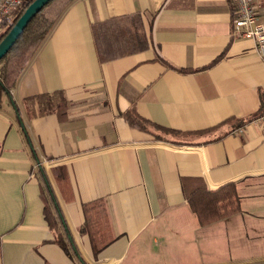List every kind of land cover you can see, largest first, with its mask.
Returning a JSON list of instances; mask_svg holds the SVG:
<instances>
[{
    "label": "crops",
    "instance_id": "1",
    "mask_svg": "<svg viewBox=\"0 0 264 264\" xmlns=\"http://www.w3.org/2000/svg\"><path fill=\"white\" fill-rule=\"evenodd\" d=\"M259 10L264 24V0ZM135 14L148 48L101 61L94 25ZM236 15L233 0L68 7L12 91L22 122L8 97L0 107V264H80L53 243L46 205L87 264L264 262V127L233 133L264 111V58L251 39H233ZM59 91L67 119L30 116L24 99ZM131 111L194 135L157 140L129 124ZM228 184L241 212L202 226L188 196ZM98 201L105 207H90L101 215L98 231L88 222L90 236L85 206ZM95 236L109 243L98 255Z\"/></svg>",
    "mask_w": 264,
    "mask_h": 264
},
{
    "label": "trees",
    "instance_id": "2",
    "mask_svg": "<svg viewBox=\"0 0 264 264\" xmlns=\"http://www.w3.org/2000/svg\"><path fill=\"white\" fill-rule=\"evenodd\" d=\"M35 0H27L24 9L19 17L10 25L7 22L2 23L4 28L0 34V44L15 26L19 18L24 14L25 10ZM76 0H52L47 4L40 13H38L28 24L22 35L18 38L14 46L9 50L7 55L0 61V107L3 97L6 96L13 105L18 119L22 122L20 110L13 100L12 91L16 87L20 77L26 70L28 65L33 61L42 44L47 40L58 21L68 9V7ZM8 25V26H7ZM94 36L97 44L98 53L101 61L107 62L138 52H142L148 48V41L143 32L142 19L140 14L128 17L113 19L104 23H96L94 25ZM30 116L33 118L44 117L48 115H57L59 119L64 120L68 117L69 102L63 91L54 93H43L24 99ZM264 111L257 115L263 114ZM256 115V116H257ZM125 118L133 128L146 131L155 136V139L162 141H171L176 145L182 144V139L194 134L180 133L171 129H165L143 120L135 111L125 114ZM245 122H240L235 128L242 127ZM27 141L31 145V140L25 127H22ZM234 128V129H235ZM206 132L197 133L204 135ZM196 135V134H195ZM170 138V139H169ZM57 170H54V173ZM64 173V168H60ZM42 177L46 188L51 193V188L47 180L46 174L41 170ZM51 195V194H50ZM188 202L193 212L199 218L202 226L211 225L223 219L229 218L241 212L240 198L234 184H228L221 187L217 191H208L207 189H198L188 196ZM103 201L95 204L86 205L85 213L87 216V224L83 227V232L92 231L89 225L94 226L98 231L99 212L91 213V208L105 207ZM104 213V211L102 212ZM58 217H55L51 211L50 205H46L45 217L56 238L53 243L59 245L69 256L76 258L80 264H87L76 249L71 235L65 225L64 220L58 211ZM96 218V222L93 221ZM101 219V215H100ZM89 222V225H88ZM93 249L95 255L108 246V244L99 246L98 237H93ZM264 264V262L253 263Z\"/></svg>",
    "mask_w": 264,
    "mask_h": 264
},
{
    "label": "built area",
    "instance_id": "3",
    "mask_svg": "<svg viewBox=\"0 0 264 264\" xmlns=\"http://www.w3.org/2000/svg\"><path fill=\"white\" fill-rule=\"evenodd\" d=\"M26 2L27 0H0V19L10 25L19 17ZM233 2L237 8V15L232 24L233 39H251L255 43L259 57L264 58V24L260 20V0H233ZM249 124L264 127V113L249 119L233 133H241Z\"/></svg>",
    "mask_w": 264,
    "mask_h": 264
},
{
    "label": "water",
    "instance_id": "4",
    "mask_svg": "<svg viewBox=\"0 0 264 264\" xmlns=\"http://www.w3.org/2000/svg\"><path fill=\"white\" fill-rule=\"evenodd\" d=\"M52 0H35L19 18L15 26L0 44V61L7 55L30 21Z\"/></svg>",
    "mask_w": 264,
    "mask_h": 264
}]
</instances>
